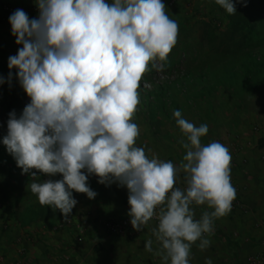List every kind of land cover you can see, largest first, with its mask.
<instances>
[{
    "label": "clouds",
    "instance_id": "clouds-1",
    "mask_svg": "<svg viewBox=\"0 0 264 264\" xmlns=\"http://www.w3.org/2000/svg\"><path fill=\"white\" fill-rule=\"evenodd\" d=\"M33 2L36 18L23 9L9 16L11 34L22 47L9 56L7 81L0 76V85L11 84L15 69L30 103L19 116L9 113L2 139L7 152L22 174L49 177L32 182L30 190L64 220L78 203L73 191L97 196L90 177L126 188L135 231L158 219L153 235L162 264H190L192 245L199 241L201 251L210 247L214 221L230 213L237 191L229 149L218 141L202 144L207 124L195 126L179 110L173 115L186 137L180 141L186 154L179 167L135 146L142 77L151 68L163 71L177 43L178 22L162 0ZM215 3L236 14L234 0ZM181 172L183 190L174 188ZM58 174L61 179H52ZM193 204L211 211L197 219ZM152 245L145 241V250L152 252ZM204 264L213 261L206 258Z\"/></svg>",
    "mask_w": 264,
    "mask_h": 264
},
{
    "label": "rangeland",
    "instance_id": "rangeland-1",
    "mask_svg": "<svg viewBox=\"0 0 264 264\" xmlns=\"http://www.w3.org/2000/svg\"><path fill=\"white\" fill-rule=\"evenodd\" d=\"M162 2L169 17L178 22L179 34L163 71L151 68L150 64L151 70L142 77L140 104L133 119L140 129L135 146L143 147L149 158L170 160L179 167L186 154L180 141L186 137L177 126L173 112L181 111L182 117L195 126L207 124L209 131L201 143L218 141L225 145L231 154V170L238 169L239 179H243L239 182L231 176V183L239 188L242 204L226 216L231 220L227 224L235 226L234 230L229 228L230 239L238 240L245 232L250 236L249 243L256 242L254 247L246 249L247 258L264 242V67H249L251 61L264 64V0H234L235 6H243L246 18L255 26L254 30L245 29L234 41L230 38V15L215 0ZM5 6L23 9L30 18L37 7L33 0H0V76L7 81L8 58L16 55L22 46L15 43L16 38L11 34V14L4 11ZM12 72L11 84L0 85V222L27 225L38 218L52 220L57 229L66 231L70 240L65 249L66 264H128L129 258L135 259V264H159L156 250L160 245L155 236L152 252L140 253L129 242L148 231L153 232L155 226L146 225L135 238L114 235L107 231L106 224L129 217L128 214L116 212L114 207L111 213L116 214L99 213L94 200L75 191L73 196L78 203L68 220H64L59 210L54 212L39 203L29 185L42 183L49 177L22 174L2 143L9 113L15 110L19 116L30 103L15 76L16 70ZM256 126L262 128L256 131ZM184 177L181 172L174 186L185 189ZM61 178L59 174L52 177ZM88 183L95 192L97 185L107 187L98 183L95 176ZM234 218L238 226L234 225ZM88 229L95 230L100 237L101 232L116 237L115 241L106 246L96 233V237H90ZM218 237L225 238L229 244L227 237L214 231L208 237L211 241L208 251L198 248L199 241L192 245L190 264H204L202 260L206 258H211L213 264H224L228 247L223 243L217 245L214 238Z\"/></svg>",
    "mask_w": 264,
    "mask_h": 264
},
{
    "label": "crops",
    "instance_id": "crops-1",
    "mask_svg": "<svg viewBox=\"0 0 264 264\" xmlns=\"http://www.w3.org/2000/svg\"><path fill=\"white\" fill-rule=\"evenodd\" d=\"M238 172L240 173L238 169L231 170V176L238 178L239 182H243V179H239L240 174H238ZM96 190L97 196L91 200L96 202L99 213H104L109 216L112 211L111 207L116 208V212L121 211L125 214L128 213L130 206L128 204V192L126 188L112 184L111 186H107L106 189L97 185ZM252 195L254 196L255 192H253ZM192 207L195 210L197 219H199L203 211H211L206 205L198 206L193 204ZM116 212L111 214H116ZM51 221L52 220L38 218V220L32 221L27 225L18 224L17 222L12 224V221L0 222V264H66L65 249L67 241L70 240H68L66 236V231L57 229L56 223ZM227 223H231V220L227 218V216L214 221V231H217L219 235H224L229 241V244H227L228 242L225 241V238H214L217 245L223 243L224 247H228L227 254L224 258V264H247L248 257L246 258L245 251L248 246L254 247V243L256 242L252 241L249 243L250 236L244 231V235H240L238 240L230 239V229L234 230L235 226H230V224ZM233 223L236 226L239 225L235 218L233 219ZM87 233L90 237H96L94 234L96 233L95 230L88 229ZM98 235L99 234H97V236ZM114 238L116 237L109 236L104 232H101V237L98 236V240L102 241L106 246L111 241H115ZM148 239L153 241L152 247H154L156 245V240L151 231L129 242H132L134 247L142 253L144 251L146 252L144 245L145 241ZM206 250L208 251V249ZM139 256L142 257L140 254ZM134 260L129 258L127 262L128 264H135ZM158 260L160 261L158 263L162 264L160 258H158ZM138 261H140L139 257ZM203 261L205 260H202V262Z\"/></svg>",
    "mask_w": 264,
    "mask_h": 264
},
{
    "label": "built area",
    "instance_id": "built-area-1",
    "mask_svg": "<svg viewBox=\"0 0 264 264\" xmlns=\"http://www.w3.org/2000/svg\"><path fill=\"white\" fill-rule=\"evenodd\" d=\"M111 1V0H110ZM16 10V8H13L11 6H5L4 7V11L6 13L12 14L14 11ZM38 16V9L35 8L34 9V13H33V18H36ZM264 127V124L263 126ZM262 127L260 126H256L255 130L259 131ZM237 191V195L235 200L232 202V210H237L241 207V198L239 196V188L232 184ZM177 186H174V188ZM158 212V209H157ZM153 225L155 227L158 226V219L156 217H153L152 219L149 220L147 225ZM106 229L108 232L114 234V235H119L125 238H135L139 235H141V232L135 231L132 228V225L130 223V217H124V218H118V219H113L110 222H108L106 224ZM247 264H264V242L262 243V245L260 246V248L253 253L252 255H250L247 259Z\"/></svg>",
    "mask_w": 264,
    "mask_h": 264
},
{
    "label": "trees",
    "instance_id": "trees-1",
    "mask_svg": "<svg viewBox=\"0 0 264 264\" xmlns=\"http://www.w3.org/2000/svg\"><path fill=\"white\" fill-rule=\"evenodd\" d=\"M235 7H236V14L235 15H230V21H231V25H230L231 37L230 38H231L232 41H234L236 39L238 34L242 36L241 33L245 29H250V30H254L255 29V26L250 24L249 20L246 18V15L243 12V6L242 5H240V6L237 5ZM252 65L256 66L258 68H263L264 67V64H258L257 61H251L249 63V67L252 66Z\"/></svg>",
    "mask_w": 264,
    "mask_h": 264
}]
</instances>
